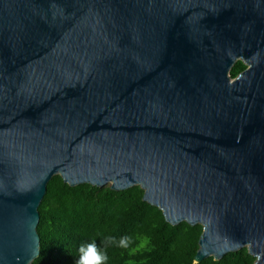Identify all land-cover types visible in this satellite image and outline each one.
I'll return each mask as SVG.
<instances>
[{
    "label": "water",
    "instance_id": "95a60500",
    "mask_svg": "<svg viewBox=\"0 0 264 264\" xmlns=\"http://www.w3.org/2000/svg\"><path fill=\"white\" fill-rule=\"evenodd\" d=\"M54 176L264 264V0H0V264L39 257Z\"/></svg>",
    "mask_w": 264,
    "mask_h": 264
},
{
    "label": "trees",
    "instance_id": "16d2710c",
    "mask_svg": "<svg viewBox=\"0 0 264 264\" xmlns=\"http://www.w3.org/2000/svg\"><path fill=\"white\" fill-rule=\"evenodd\" d=\"M244 69L241 62H236L230 77L235 78ZM143 195L139 186L121 192L109 186L70 187L60 176H54L38 207L40 254L32 264H76L79 246L95 242L103 247L105 235L131 239L127 250L107 248V264H196L202 227L185 222L171 226L158 208L143 201ZM254 263L255 258L244 248L220 261L208 258L198 264Z\"/></svg>",
    "mask_w": 264,
    "mask_h": 264
},
{
    "label": "clouds",
    "instance_id": "9594fccd",
    "mask_svg": "<svg viewBox=\"0 0 264 264\" xmlns=\"http://www.w3.org/2000/svg\"><path fill=\"white\" fill-rule=\"evenodd\" d=\"M130 244L131 239L127 236L117 239L115 235H105L102 239L103 247H98L95 242L80 245L78 248L79 258L76 264H107L109 258L106 250L108 247L116 246L127 250Z\"/></svg>",
    "mask_w": 264,
    "mask_h": 264
},
{
    "label": "flooded vegetation",
    "instance_id": "af4514ba",
    "mask_svg": "<svg viewBox=\"0 0 264 264\" xmlns=\"http://www.w3.org/2000/svg\"><path fill=\"white\" fill-rule=\"evenodd\" d=\"M238 62V61H237ZM239 62H241V61H239ZM242 63V62H241ZM243 64V63H242ZM244 65V64H243ZM245 66V65H244ZM245 68H246V66H245ZM245 70V69H244Z\"/></svg>",
    "mask_w": 264,
    "mask_h": 264
}]
</instances>
